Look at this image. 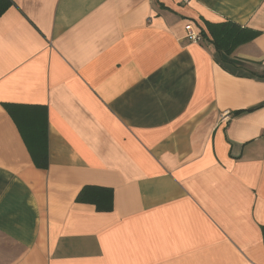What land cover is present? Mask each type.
Returning <instances> with one entry per match:
<instances>
[{
	"label": "crops",
	"instance_id": "0c3cea01",
	"mask_svg": "<svg viewBox=\"0 0 264 264\" xmlns=\"http://www.w3.org/2000/svg\"><path fill=\"white\" fill-rule=\"evenodd\" d=\"M11 2L0 264H264V0ZM227 20L260 35L230 56L188 40ZM3 104L46 107L47 169Z\"/></svg>",
	"mask_w": 264,
	"mask_h": 264
},
{
	"label": "trees",
	"instance_id": "16d2710c",
	"mask_svg": "<svg viewBox=\"0 0 264 264\" xmlns=\"http://www.w3.org/2000/svg\"><path fill=\"white\" fill-rule=\"evenodd\" d=\"M11 6V0H0V17ZM199 31L201 37L212 44L217 53L227 56L260 35V32L244 28L230 20L222 23L205 22V28ZM3 106L16 123L36 167L47 169L49 157L46 107L18 104H3ZM76 202L94 205L97 211H111L113 190L99 186H85L76 198Z\"/></svg>",
	"mask_w": 264,
	"mask_h": 264
},
{
	"label": "built area",
	"instance_id": "2783aa9c",
	"mask_svg": "<svg viewBox=\"0 0 264 264\" xmlns=\"http://www.w3.org/2000/svg\"><path fill=\"white\" fill-rule=\"evenodd\" d=\"M187 35H188V40H191L194 43H201L203 42V39L200 34H197L192 26L187 27Z\"/></svg>",
	"mask_w": 264,
	"mask_h": 264
}]
</instances>
